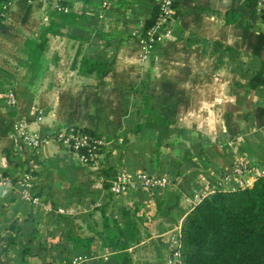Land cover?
Wrapping results in <instances>:
<instances>
[{
	"label": "crops",
	"instance_id": "1",
	"mask_svg": "<svg viewBox=\"0 0 264 264\" xmlns=\"http://www.w3.org/2000/svg\"><path fill=\"white\" fill-rule=\"evenodd\" d=\"M70 3L79 14L49 31L57 58L37 89L26 41L55 9L50 0H13L0 17V174L32 172L53 206L40 210L17 185H0V264H26V245L28 258L47 264H166L195 193L213 192L236 161H264V22L253 0H177L173 34L147 54L156 0H111L103 12L100 0ZM146 105L155 113L148 121ZM20 119L42 131L81 126L110 142L86 165L54 142L25 145L13 134ZM120 169L167 174L170 183L113 194ZM78 236L92 237L90 251Z\"/></svg>",
	"mask_w": 264,
	"mask_h": 264
},
{
	"label": "trees",
	"instance_id": "2",
	"mask_svg": "<svg viewBox=\"0 0 264 264\" xmlns=\"http://www.w3.org/2000/svg\"><path fill=\"white\" fill-rule=\"evenodd\" d=\"M7 1L0 0V17L5 13L4 3ZM157 13L158 0L151 15L146 18V25L154 21ZM78 14L73 6L67 13L53 10L51 15L56 19L43 27L40 36L27 39L28 66L34 81L44 77L50 63L57 58L56 51L49 44V31H56L60 21ZM145 111L148 121L155 113L147 105ZM110 237L113 249H124L119 237ZM91 240L92 237H77L79 245L85 247L83 251L91 250L88 245ZM32 251L28 245L22 248V260L26 264H47L35 260L31 255L28 258ZM182 256L183 264H264V176L259 177L252 186L233 190L216 189L205 195L185 218L182 226ZM61 259L67 260L69 257Z\"/></svg>",
	"mask_w": 264,
	"mask_h": 264
},
{
	"label": "built area",
	"instance_id": "3",
	"mask_svg": "<svg viewBox=\"0 0 264 264\" xmlns=\"http://www.w3.org/2000/svg\"><path fill=\"white\" fill-rule=\"evenodd\" d=\"M12 1L9 0L4 3L5 11ZM50 2L56 11L68 12L70 10L69 0H50ZM253 2L257 14L264 22V0H253ZM176 3L177 0H158V13L154 21L146 26L145 29L146 36L142 44L145 53L149 54L157 43L173 34L177 10ZM99 5L101 12H103L111 5V0H100ZM8 94L11 103L16 102V92L10 90ZM39 114H41V111ZM13 134L14 137H19L24 144H28L33 149H38L48 142L58 143L72 151L81 163L90 166L98 164L102 149L110 142L106 135L83 129L81 126L54 125L48 130L42 131L31 128L24 119L16 121ZM21 146L22 144L16 141L15 150H18ZM261 176H264L263 160L254 162L236 161L229 170L221 175L220 183L216 189L233 190L244 188L250 186L252 181L255 182ZM15 179L13 180L8 175L0 174V185H17L22 200L33 207L40 208V210L47 212L52 210L53 206L35 188L32 172L23 171ZM168 183H170V178L167 174L153 173L145 169H120L111 179L109 191L113 194H123L131 189L164 187ZM205 195L201 192H196L194 198L200 202ZM57 209L63 211L62 207ZM78 258L80 257L75 258L74 261L76 262ZM166 264H183L182 230L176 231L170 236Z\"/></svg>",
	"mask_w": 264,
	"mask_h": 264
},
{
	"label": "rangeland",
	"instance_id": "4",
	"mask_svg": "<svg viewBox=\"0 0 264 264\" xmlns=\"http://www.w3.org/2000/svg\"><path fill=\"white\" fill-rule=\"evenodd\" d=\"M98 3H99V1H98ZM49 12H50V10L48 11V14H49ZM51 13V12H50ZM51 15V14H50ZM49 15V16H50ZM52 16V15H51ZM53 17V16H52ZM43 21H44V24H46V22L48 21L47 20V18H45V19H43ZM49 23V22H48ZM8 76V78H9V80H12V77L11 76H9V75H7ZM26 80H27V78H26ZM31 80V79H30ZM15 83V82H14ZM39 84V85H38ZM40 84H41V81L39 82V80L38 81H34V83H33V86H32V88L33 89H37L38 88V86H40ZM17 86H18V84H17ZM19 88H20V90H25V89H27L28 88V84L27 83H22L20 86H19ZM26 93V92H25ZM40 112V111H39ZM41 115V114H40ZM32 128V127H31ZM58 144V143H57ZM25 145H27L28 146V144H25ZM28 147H30V148H32L31 146H28ZM35 260H36V258H34ZM55 262H56V264H66L67 262L65 261V260H62V259H58V260H55Z\"/></svg>",
	"mask_w": 264,
	"mask_h": 264
}]
</instances>
